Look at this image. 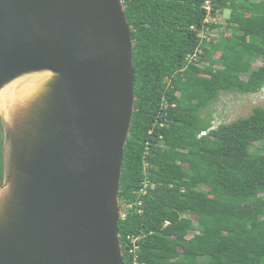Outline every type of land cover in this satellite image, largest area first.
Returning <instances> with one entry per match:
<instances>
[{"label":"trees","instance_id":"16d2710c","mask_svg":"<svg viewBox=\"0 0 264 264\" xmlns=\"http://www.w3.org/2000/svg\"><path fill=\"white\" fill-rule=\"evenodd\" d=\"M123 4L136 95L119 184L124 264H264V107L215 126L211 113L221 92L264 87L253 65L264 0Z\"/></svg>","mask_w":264,"mask_h":264},{"label":"water","instance_id":"95a60500","mask_svg":"<svg viewBox=\"0 0 264 264\" xmlns=\"http://www.w3.org/2000/svg\"><path fill=\"white\" fill-rule=\"evenodd\" d=\"M132 30L123 0H0V264H124Z\"/></svg>","mask_w":264,"mask_h":264},{"label":"rangeland","instance_id":"374dc122","mask_svg":"<svg viewBox=\"0 0 264 264\" xmlns=\"http://www.w3.org/2000/svg\"><path fill=\"white\" fill-rule=\"evenodd\" d=\"M229 16V10H218L215 13L214 19L218 21H224ZM203 35L206 32H201ZM212 34L217 33L212 31ZM210 33V34H211ZM260 64H264V61H258L254 63V67ZM254 105H261L264 107V87L257 93L252 94H239L236 92H221L219 99L215 101L212 113V124L215 126L217 123H227L232 120L246 116L251 112ZM201 135V134H200ZM246 208V207H244ZM247 209V208H246ZM249 209V208H248Z\"/></svg>","mask_w":264,"mask_h":264},{"label":"built area","instance_id":"2783aa9c","mask_svg":"<svg viewBox=\"0 0 264 264\" xmlns=\"http://www.w3.org/2000/svg\"><path fill=\"white\" fill-rule=\"evenodd\" d=\"M201 133H204V132H201ZM139 192H140V193H143V192H144V190H139ZM137 203L139 204V203H140V201H138ZM134 241H135V239H134V240H132V242H134ZM134 249H135V248H132V249H130V252H132Z\"/></svg>","mask_w":264,"mask_h":264},{"label":"clouds","instance_id":"9594fccd","mask_svg":"<svg viewBox=\"0 0 264 264\" xmlns=\"http://www.w3.org/2000/svg\"><path fill=\"white\" fill-rule=\"evenodd\" d=\"M205 7L207 8V10H209V8H210L209 1H207V2H206V5H205ZM200 134H202V133H200ZM121 207H122V206H121ZM122 210H123V208H122Z\"/></svg>","mask_w":264,"mask_h":264},{"label":"flooded vegetation","instance_id":"af4514ba","mask_svg":"<svg viewBox=\"0 0 264 264\" xmlns=\"http://www.w3.org/2000/svg\"><path fill=\"white\" fill-rule=\"evenodd\" d=\"M1 124V123H0ZM1 131V130H0Z\"/></svg>","mask_w":264,"mask_h":264}]
</instances>
